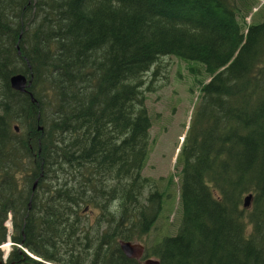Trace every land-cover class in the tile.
<instances>
[{
    "label": "trees",
    "instance_id": "trees-1",
    "mask_svg": "<svg viewBox=\"0 0 264 264\" xmlns=\"http://www.w3.org/2000/svg\"><path fill=\"white\" fill-rule=\"evenodd\" d=\"M251 9L249 0H0L6 264H264V20L247 23ZM163 57L199 62L208 78L176 165L179 225L145 248L167 195L142 175L146 75ZM18 74L31 80L24 93L10 86ZM121 241L143 246L141 258L126 257Z\"/></svg>",
    "mask_w": 264,
    "mask_h": 264
},
{
    "label": "rangeland",
    "instance_id": "rangeland-1",
    "mask_svg": "<svg viewBox=\"0 0 264 264\" xmlns=\"http://www.w3.org/2000/svg\"><path fill=\"white\" fill-rule=\"evenodd\" d=\"M249 1L252 2V9L246 22L250 23L253 19L255 22L263 21L264 0ZM158 65L160 67L156 76H150V72L146 75L145 87L150 83L153 88L152 92L145 93L152 127L151 143L142 175L151 179L156 188L165 191L167 195L163 198L158 221L140 242L145 248H150L164 237L174 234L179 225L181 218V209L178 205L179 167L176 165L181 161L182 152L179 151L182 150L188 130L200 117L198 104L201 86L208 78L204 66L199 62L163 57ZM196 130L197 128L195 132ZM171 179L172 183L168 185ZM34 184L36 186V182ZM4 226L10 235L11 221L8 219ZM6 243L8 244L6 249L3 246L0 249L2 258L11 250L12 242L7 240Z\"/></svg>",
    "mask_w": 264,
    "mask_h": 264
},
{
    "label": "water",
    "instance_id": "water-1",
    "mask_svg": "<svg viewBox=\"0 0 264 264\" xmlns=\"http://www.w3.org/2000/svg\"><path fill=\"white\" fill-rule=\"evenodd\" d=\"M10 86L13 90L24 93L26 91V88L31 84V80L27 79L23 75H14L9 80ZM34 100L32 99V102ZM17 127H15V131H17ZM35 188V184L33 186V189ZM251 201V196H247L244 198V207H249ZM87 210V209H85ZM120 249L122 253L130 258V259H136L139 260L144 253V248L138 243H131V242H119ZM0 264H6L5 261L1 260ZM143 264H159L157 260L148 259L143 262Z\"/></svg>",
    "mask_w": 264,
    "mask_h": 264
},
{
    "label": "bare ground",
    "instance_id": "bare-ground-1",
    "mask_svg": "<svg viewBox=\"0 0 264 264\" xmlns=\"http://www.w3.org/2000/svg\"><path fill=\"white\" fill-rule=\"evenodd\" d=\"M8 244H5L4 246H3V248H5L6 246H7ZM6 249V248H5ZM8 249V248H7Z\"/></svg>",
    "mask_w": 264,
    "mask_h": 264
}]
</instances>
